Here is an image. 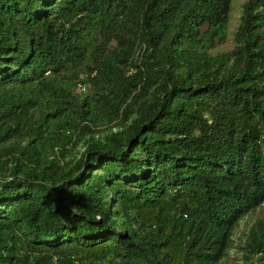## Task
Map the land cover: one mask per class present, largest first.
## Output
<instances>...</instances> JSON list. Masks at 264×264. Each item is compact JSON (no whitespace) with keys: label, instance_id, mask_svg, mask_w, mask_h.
<instances>
[{"label":"trees","instance_id":"trees-1","mask_svg":"<svg viewBox=\"0 0 264 264\" xmlns=\"http://www.w3.org/2000/svg\"><path fill=\"white\" fill-rule=\"evenodd\" d=\"M0 0V264H264V0ZM238 259V258H237Z\"/></svg>","mask_w":264,"mask_h":264},{"label":"rangeland","instance_id":"rangeland-1","mask_svg":"<svg viewBox=\"0 0 264 264\" xmlns=\"http://www.w3.org/2000/svg\"><path fill=\"white\" fill-rule=\"evenodd\" d=\"M244 0H232L231 1V8L229 11V23H228V31L226 35L225 41L218 45L215 48V51L219 50H227L232 47L233 45V35L234 31L237 26V22L241 13V4ZM264 207V204L262 205ZM259 211L253 213L251 216L243 219L239 225V227L236 229V232L234 234V243L233 247L229 250V258L224 260V264H242L243 262V239H244V233L246 232V229L250 226V221L255 218L257 215H259ZM238 258V259H237Z\"/></svg>","mask_w":264,"mask_h":264}]
</instances>
